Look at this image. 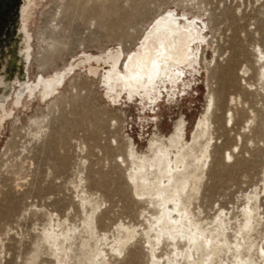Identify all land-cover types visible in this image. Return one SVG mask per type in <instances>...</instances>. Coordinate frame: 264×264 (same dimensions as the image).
<instances>
[{
  "label": "rangeland",
  "instance_id": "374dc122",
  "mask_svg": "<svg viewBox=\"0 0 264 264\" xmlns=\"http://www.w3.org/2000/svg\"><path fill=\"white\" fill-rule=\"evenodd\" d=\"M31 1L21 0L16 28L20 40L22 34L32 37L26 78L16 74L0 82V115L13 112L0 123V264H55L39 234L49 215L80 223L78 183L102 204L100 230L142 223L145 205L134 198L121 157L132 145L148 153L153 137L168 144L181 121L190 140L210 103L216 143L197 204L208 220L219 207L242 210L243 195L261 188L264 171L263 95L245 85V80L258 85L253 49L264 50V0H33L28 12ZM169 9L202 17L209 27L200 72L189 69L172 99L162 89L154 105L139 98L113 103L103 70L94 67L105 65L103 59L115 51L122 50L124 58L137 51L151 24ZM26 49L20 41V58ZM84 53L92 56L80 60ZM56 72L48 82L69 76L54 97L42 100L37 89L32 99L26 92L12 104L23 85ZM231 113L234 120L226 124ZM227 152L235 153V165L220 162ZM146 262V254L133 249L126 264Z\"/></svg>",
  "mask_w": 264,
  "mask_h": 264
},
{
  "label": "bare ground",
  "instance_id": "6f19581e",
  "mask_svg": "<svg viewBox=\"0 0 264 264\" xmlns=\"http://www.w3.org/2000/svg\"><path fill=\"white\" fill-rule=\"evenodd\" d=\"M32 4L33 0L28 12ZM19 17V10L10 12L0 27V82L12 80L16 74L22 81L26 78L32 37L29 34H22V40L16 37ZM208 28L202 17H190L188 13L179 15L172 9L161 14L149 27L137 51L126 58L122 50L115 51L103 59L105 65L94 67V72L99 68L103 70L107 97L113 103L123 98L130 101L139 98L154 105L164 96L162 89H165L172 99L176 96V86L189 69L200 72L201 50L209 45ZM20 41L27 47L23 58L18 56ZM253 51L258 63V85L246 80L245 85L263 95L264 101V50L259 46ZM214 52L217 53V47ZM88 56L92 55L84 53L80 60ZM60 72L49 78L40 76L36 84L23 85L12 104L18 105L19 98L26 92V98L32 99L37 89L42 100L54 97L69 75L65 73L54 81L47 80ZM248 73L249 70L244 71L245 75ZM207 88L209 93L214 92L209 83ZM208 108L195 123L190 140L185 122L181 121L168 137V144L153 137L148 153L139 154L132 145L126 156L121 157L118 165L125 168L127 184L136 201L145 205L142 223L120 222L112 233L100 230L102 204L93 200L81 184L74 186L81 194L78 195L83 214L80 223L72 224L69 219L49 215L39 234L40 245L55 264H126L133 249L146 254V264H264V171L261 188L243 195L241 211L235 213L219 207L208 220L202 217V208L197 204L216 143L215 112ZM1 112L0 123L13 114L6 109ZM225 119L226 124L233 122L234 113ZM235 147L239 149L238 144ZM227 161L236 164L234 152L220 157L222 164Z\"/></svg>",
  "mask_w": 264,
  "mask_h": 264
},
{
  "label": "water",
  "instance_id": "95a60500",
  "mask_svg": "<svg viewBox=\"0 0 264 264\" xmlns=\"http://www.w3.org/2000/svg\"><path fill=\"white\" fill-rule=\"evenodd\" d=\"M20 5L21 0H0V14L3 15L0 18V27L6 21L10 12H18Z\"/></svg>",
  "mask_w": 264,
  "mask_h": 264
}]
</instances>
